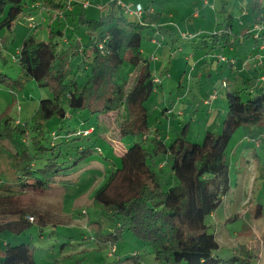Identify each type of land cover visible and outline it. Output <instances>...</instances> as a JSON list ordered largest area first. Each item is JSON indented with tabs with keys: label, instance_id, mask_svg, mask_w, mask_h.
<instances>
[{
	"label": "trees",
	"instance_id": "1",
	"mask_svg": "<svg viewBox=\"0 0 264 264\" xmlns=\"http://www.w3.org/2000/svg\"><path fill=\"white\" fill-rule=\"evenodd\" d=\"M30 1L32 5L40 2L61 6L54 0ZM109 5L111 11L96 19L86 18L83 11L79 13L77 25L87 39L81 49L85 59L72 62L79 54L78 48L62 47L57 39L61 31H51L46 40L33 32L14 54L19 77L0 68V83L12 93L22 92L31 80L51 93L40 100L27 121L0 119V233L18 235L34 224H63L37 208L22 206L18 199L28 193L41 195L66 188L79 179L78 175L65 179L70 172L97 168L92 160L94 152H102L97 142L108 144L109 140L97 135L94 125H86L92 117L114 114L124 107L127 119L115 130L120 136L140 139L133 151H118L113 160H118L117 166H109L105 180L92 194L96 215L102 218L88 224L98 249L110 245L115 253L116 244L128 234L151 250L154 264H254L255 252L245 245H240L231 257L218 255L221 245L207 219L230 191L227 149L234 134L240 127L249 132L264 127V81L260 80L263 67H254L249 76L243 72L245 77L237 72L234 84L224 82L226 116L221 132L208 130L202 143H191L186 123L169 140V132L151 122L146 106L157 89L158 77L153 74L150 59L143 56V38L153 24H158L159 17L149 19L148 15L132 20L117 1ZM26 6L25 0H0V31L11 30ZM261 9L257 10L255 3L253 23L264 26ZM235 23L234 16L225 17L224 32L205 35L203 46L211 50L235 46ZM262 44L264 29L254 39L255 48L260 49ZM124 62L139 69L129 90L127 78L120 75ZM67 66L78 72L68 73ZM168 108L164 115L170 114ZM77 112H87L88 117L77 120ZM54 119L59 122L57 129L49 130L48 124ZM67 120L80 121L79 126L86 128L63 133ZM90 128L91 133H87ZM257 135L250 142L261 138ZM92 136H96L93 142ZM256 207V214H262L261 205ZM35 250L30 242H7L0 253V264H40ZM144 259L143 253H131L117 264L122 260L143 264Z\"/></svg>",
	"mask_w": 264,
	"mask_h": 264
},
{
	"label": "rangeland",
	"instance_id": "2",
	"mask_svg": "<svg viewBox=\"0 0 264 264\" xmlns=\"http://www.w3.org/2000/svg\"><path fill=\"white\" fill-rule=\"evenodd\" d=\"M90 1L95 8L98 5L104 7L105 14L111 8L110 0ZM140 1L143 6L152 3V0ZM155 1L163 6V25L148 30L144 34L142 45L143 56L150 59L153 74L160 79L156 91L146 102L150 120L169 132V140L181 132L183 125L188 123L187 139L191 143H202L208 130L219 133L222 129L223 119L226 116L227 88L224 82L236 83L233 75L237 74V66L234 65L232 71L230 63L234 62L229 60L235 55L244 58L245 54L250 52L249 57L260 54V49L254 47V39L263 31L264 26L260 27L262 24H258L259 27H256L253 23L255 16L253 7L255 3L257 10L261 7V16H263L264 0ZM25 3H27L26 10L15 21L12 29L0 31V40L6 44V48L0 47V68L2 72L14 78L19 77L20 67L14 58L17 47L11 43V39L16 38V44L19 45L30 32L28 26L32 28L33 25L36 26L33 21L31 22L33 25L28 24L33 17L24 18L25 12L32 11L31 1L25 0ZM223 7L225 13L222 12ZM58 13L51 19L50 26L56 30L58 28L64 30L67 25L59 21ZM88 13L90 14V11ZM195 13L200 15L195 17ZM205 13H207L206 18ZM228 15L238 19L232 31L238 36L235 43L236 51L233 52L229 48L211 50L204 47L202 38L205 35L224 32L225 27L222 22ZM130 19L137 20L134 17ZM34 29L31 31L33 32ZM37 32L42 33L39 36L41 40H46L44 29H39ZM1 41L0 46L3 44ZM222 57L226 61L221 60ZM75 69L73 66L66 67L68 73L78 72ZM138 70L127 62L122 65L120 75L128 80L127 90L135 83ZM214 95L217 99H211ZM50 96L49 89L40 88L34 80H31L19 93H12L0 83V119L11 117L25 122L35 112L40 100ZM168 106L170 114L164 115V109ZM75 116L77 120L78 117H83L82 120L88 117V114L77 112ZM125 119L127 112L124 107L114 114L89 119L86 126L94 125L96 134H102L109 140H105L108 144L103 140L97 142V146L102 151L93 154L92 160L95 159L97 168L81 169L78 170V174L70 172L65 179L69 180L75 175H78L79 179L72 185L67 184L66 188L54 189L41 195L28 193L18 199V203L22 206L37 208L49 219L61 220L63 224L55 226L34 224L31 229L18 235L0 233V253L7 242H30L36 249L35 258L40 264H55L57 261L74 264H117L119 259L131 253H143L145 257L143 264H154L151 250L128 234L116 244L115 253L111 252L110 245L98 249L93 239L94 234L88 225L90 221L102 219L96 215L92 201L94 190L101 186L105 180L103 176L107 174L109 168L113 164H116L114 167L117 166L118 160L114 162L113 160L118 151H133L140 139V136H120L115 130ZM64 123L63 133L86 128L79 126L80 121L67 120ZM58 124V120L54 119L48 124V129H57ZM261 130L264 133V127H258L254 133L252 131L244 133L243 127H240L234 134L227 149L230 191L223 204L207 219L221 245L218 255L224 258L231 257L240 245H245L255 252L254 264H264V177L262 176L264 139L259 138L257 142H250V139ZM91 131L90 128L87 133ZM95 139L96 136H92L91 141ZM258 204L263 211L260 215L256 214ZM118 264H129V262L122 260Z\"/></svg>",
	"mask_w": 264,
	"mask_h": 264
},
{
	"label": "crops",
	"instance_id": "3",
	"mask_svg": "<svg viewBox=\"0 0 264 264\" xmlns=\"http://www.w3.org/2000/svg\"><path fill=\"white\" fill-rule=\"evenodd\" d=\"M54 1H56V3L61 4V6L54 7V6H51V5H44L43 3L37 2L36 4L30 6V9H32L33 12L32 11L25 12L24 18H27L29 16L33 17V18L30 19V21L35 22L36 26L33 27V28H35L33 30V32H35L38 37L42 34V33H38L37 32V31H39V29L40 30L44 29L45 34H46V39L49 38V35L51 34V31H61L62 32V36L57 37V39L60 41V45L62 47H65V48L71 47V46L74 47V48L75 47L78 48L79 54L76 57L72 58V62H76V60H78L79 58H84L82 56V54H81V49L87 44V39H86V37L84 35L83 29L79 28L78 25H77V20H78L79 13L81 11H83L86 18H94V19H96L98 17H101V16L105 15V13H103L105 11V8L102 7L101 5H98V7H96V8L93 7L92 6L93 4H91L90 0H74L72 3H68L66 0H54ZM112 1H117V0H110L109 3H111ZM122 1L124 3L130 4V5H133V6H136L138 4L143 6L142 2L140 0H122ZM223 1H229V0H223ZM86 3H88L89 5L86 6L85 5ZM46 8H50V9H46ZM91 8H93L92 11L90 10ZM143 8H144V12H143L141 17H138L136 15H128V14H127V16L137 18V20H142L144 17H146L148 15H150L149 19H151V18L156 19L157 17H159L158 24H153L152 27L150 28V30H152L153 27H162V25H163L162 24V18H163L162 15L164 13L163 6L160 3H156L155 0H152V3L146 4L145 6H143ZM34 10H35V14H33ZM59 11H63V12L62 13H58ZM89 11H90V14L88 13ZM110 11H111V8H110L109 12ZM57 13H58L57 17H58L59 21H62V22H64L67 25L64 28V30L61 29V28H58L56 30L55 28L50 26L51 19ZM156 14H159V15H156ZM199 15H200L199 13H195L194 14L195 17H197ZM204 15H205V18H206L207 17V13H205ZM237 20L238 19L236 18V22H237ZM28 24H29V22H28ZM235 25H236V23H235ZM255 26L257 27V25H255ZM262 26L263 25H261V27ZM30 28L31 27H29V31L31 33H33L31 31V29H33V28H31V29ZM30 32L28 33V35L31 34ZM22 42L23 41H21V43ZM1 43H3V44L0 47L6 48L5 42L1 41ZM11 43L13 45H16V47H17L16 52H17L18 48L21 45V43L19 45L16 44V38H14V37H12ZM229 50H231L233 52L236 51L235 46H232L231 48H229ZM260 52H262L261 49H260ZM250 54H251V52L245 54L244 58H241L239 55L233 56V58L231 60H233L234 61L233 64L235 66H237V68H236L237 72L238 73L246 72V74H247L246 76H249L253 72V68L254 67H257V69H260L259 67H263L260 75L261 76L264 75V66L259 64L258 61L256 60V56L257 55L249 57ZM235 66L231 67V64H230V67H231L232 71H234V67ZM181 87L182 86L180 85V88ZM213 97L216 98L215 95ZM245 132L249 133V131H244V133ZM257 137H261V138L264 139V133H263L262 130H261V132H259ZM259 146H260V144H259Z\"/></svg>",
	"mask_w": 264,
	"mask_h": 264
},
{
	"label": "built area",
	"instance_id": "4",
	"mask_svg": "<svg viewBox=\"0 0 264 264\" xmlns=\"http://www.w3.org/2000/svg\"><path fill=\"white\" fill-rule=\"evenodd\" d=\"M66 1L68 3H72L74 0H66ZM117 4L124 10L125 14H128V15H136L138 17H141L143 12H144V8L140 4H138L136 6H133V5H130V4H125L122 0H117ZM85 5L88 6L89 4L86 3ZM31 22L32 21H29V24L33 25V23H31ZM33 27H35V25H33ZM257 27H259V26H257ZM260 49H261L262 52H260V54H258L256 56V60L258 61L259 64L262 65V64H264V44L261 45ZM224 59H225L224 57L221 58V60H224ZM224 61H226V60H224ZM229 61L234 62L233 60H229ZM159 80H160L159 78H156L155 81H156L157 84H158ZM260 80L264 81V75H262L260 77Z\"/></svg>",
	"mask_w": 264,
	"mask_h": 264
}]
</instances>
